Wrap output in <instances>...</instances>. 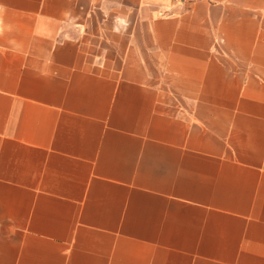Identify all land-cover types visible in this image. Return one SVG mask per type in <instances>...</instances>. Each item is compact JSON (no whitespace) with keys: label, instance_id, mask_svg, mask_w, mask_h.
I'll use <instances>...</instances> for the list:
<instances>
[{"label":"crops","instance_id":"crops-1","mask_svg":"<svg viewBox=\"0 0 264 264\" xmlns=\"http://www.w3.org/2000/svg\"><path fill=\"white\" fill-rule=\"evenodd\" d=\"M0 264H264V0H0Z\"/></svg>","mask_w":264,"mask_h":264}]
</instances>
